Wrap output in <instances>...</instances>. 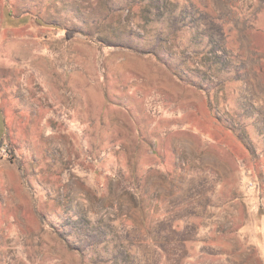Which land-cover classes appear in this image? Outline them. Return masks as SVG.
I'll use <instances>...</instances> for the list:
<instances>
[{
  "label": "rangeland",
  "instance_id": "1",
  "mask_svg": "<svg viewBox=\"0 0 264 264\" xmlns=\"http://www.w3.org/2000/svg\"><path fill=\"white\" fill-rule=\"evenodd\" d=\"M0 145V264H264V0H0Z\"/></svg>",
  "mask_w": 264,
  "mask_h": 264
},
{
  "label": "trees",
  "instance_id": "2",
  "mask_svg": "<svg viewBox=\"0 0 264 264\" xmlns=\"http://www.w3.org/2000/svg\"><path fill=\"white\" fill-rule=\"evenodd\" d=\"M177 15H178V17H177L178 21L177 20L174 21V26H176L174 28V30L180 29L179 24L182 22L184 23L185 16H186L183 9L180 10L177 13ZM74 32L75 31L72 29L68 30L67 36L69 38L72 37L74 35ZM145 53H151V52L146 50ZM180 53L183 54V51H180ZM155 56L158 58L159 61L163 62L167 67H169L171 69L173 68L175 75H177L181 81H186L192 85L199 87L202 90H205L206 95L209 97V100L211 102V108L215 112L217 119L219 121H223L229 129H231L233 132L237 133L239 135V138L242 140V142L246 144L247 136H245L244 134H241L239 129H238L237 124L234 123V120L232 122V120H230L231 119L230 117H226V116L224 117V115L221 113V110H219L218 107L216 106L218 104V100H219L218 97L220 96L221 92L223 91L221 86H219L216 83L215 86L213 85L212 88L208 89L201 82L195 81L196 78L197 79L202 78V76L200 74H197L196 78H192V79H189L188 77L186 78V75L184 74V72H182L181 68L179 66H177V64H175L173 62V60H168L167 58H164L160 53H155ZM190 62H192V65L198 66V68H200V70L202 68H205V70H208V71L216 69L213 64H211V63L207 64L206 60H203V59H200V60L195 59V60H192ZM176 69H178V72L175 71ZM136 170L137 169H132V168L124 169L121 167L119 172L121 171L122 174L120 175L119 181H117L116 183L113 182L114 176L108 175V176L104 177L103 186H105L107 188V191H109V192H110V190H112L113 186H117L119 188L120 195H123V194L127 195L131 200L135 201V203H136L137 199L141 202H144L145 196L143 194L145 193V188L142 187L143 185L141 186V184L138 182L137 178H134V177H136V173H137ZM153 171H154L153 166L150 165L148 170H147V173L150 174ZM127 174H128V176L125 177L124 175H127ZM121 177H122V179H121ZM101 194H103V193H101ZM149 198H150V196H149ZM149 198H148V200H149ZM101 199L106 200L105 194H103L101 196ZM121 202H116V204L113 205L115 208L114 209L115 212H113V214H112L113 219H111V221L112 222L113 221H119L120 223H124V221H129V222L132 221L133 222L134 220L132 218V215H130L129 213H122ZM260 209L264 215V203H261ZM77 217H78L77 219L72 221V223H73L72 225L74 226V230H75L74 235H72V236H76L79 231H82V229H84L83 227H86V225H88L85 218H82V216L80 217L78 215H77ZM96 228H98L99 232H92L91 234H89V233L87 234L88 239L93 241V242H91V244H93V243L102 244L103 242H106L109 237H112L114 235L111 232L112 229L105 224H101L100 227H96ZM58 231H60V230H58ZM65 237L67 238L68 236H65ZM257 256H260V254H257Z\"/></svg>",
  "mask_w": 264,
  "mask_h": 264
}]
</instances>
